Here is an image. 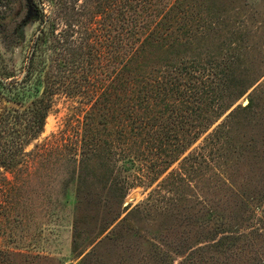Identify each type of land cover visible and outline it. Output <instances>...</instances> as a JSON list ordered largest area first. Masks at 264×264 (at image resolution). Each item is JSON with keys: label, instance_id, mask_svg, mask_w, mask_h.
Returning <instances> with one entry per match:
<instances>
[{"label": "trees", "instance_id": "trees-1", "mask_svg": "<svg viewBox=\"0 0 264 264\" xmlns=\"http://www.w3.org/2000/svg\"><path fill=\"white\" fill-rule=\"evenodd\" d=\"M38 1L55 6L53 0ZM229 3L234 0H74L52 17L38 11L37 35L19 81V72L6 68L0 55V167L16 169L24 147L42 133L52 97L63 91L92 102L83 116L86 129L65 159L72 167L71 179L78 178L76 185L88 179L98 157L117 163L121 174L150 175L148 180L135 176V182L113 181L109 188L120 204L130 189L144 182L151 186L176 162L177 169L142 206L154 204L158 191L170 193L173 205L178 182L186 189L210 187L209 171L224 159L229 124L252 112L264 89V81L258 83L264 69L249 80L233 77V48L227 47L221 60L201 52L226 32L222 25ZM183 53L191 57L177 62ZM250 89L247 104L233 108ZM96 111L102 112L99 124L115 123L116 137L110 133L108 141L101 139ZM206 133L197 150L185 155ZM44 152L38 149L32 158H42ZM68 185L69 180L63 189ZM140 210L141 205L135 206L121 221ZM211 219L207 209L202 221ZM236 239L224 236L192 255L201 259L207 249L234 245ZM8 258L0 251V264H8Z\"/></svg>", "mask_w": 264, "mask_h": 264}, {"label": "rangeland", "instance_id": "rangeland-1", "mask_svg": "<svg viewBox=\"0 0 264 264\" xmlns=\"http://www.w3.org/2000/svg\"><path fill=\"white\" fill-rule=\"evenodd\" d=\"M53 1L51 7L38 0H0V55L6 68L19 72L24 67L37 35L36 16L52 17L74 0ZM227 10L226 32L201 52L221 60L224 50L233 48V77H257L264 69V0H234ZM190 57L183 53L177 62ZM19 76L17 81L23 74ZM263 81L264 76L258 83ZM251 90L233 108L245 106ZM91 106L80 96L58 91L42 133L24 147L15 171L0 167V251L9 254L8 264H264V89L253 111L229 124L224 159L209 171L210 187L186 189L178 182L173 205L170 193L163 191L153 195L154 204L142 203L177 169V162L151 186L144 182L130 189L122 204L110 184L116 179L135 182L143 173L121 174L117 163L97 157L84 183L78 186L77 176L71 179L65 159L86 129L83 116ZM101 114L95 112V127L108 141L110 133L116 137L115 123L99 124ZM205 136L185 155L197 150ZM57 143L67 147L52 150ZM38 149L45 150L42 158H32ZM137 205L141 210L121 221ZM207 209L209 222L202 221ZM224 236L237 238L235 244L207 249L201 259L192 255Z\"/></svg>", "mask_w": 264, "mask_h": 264}]
</instances>
